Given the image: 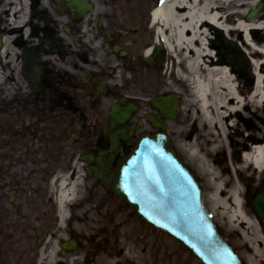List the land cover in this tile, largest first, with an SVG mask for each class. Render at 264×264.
<instances>
[{"label": "flooded vegetation", "instance_id": "flooded-vegetation-1", "mask_svg": "<svg viewBox=\"0 0 264 264\" xmlns=\"http://www.w3.org/2000/svg\"><path fill=\"white\" fill-rule=\"evenodd\" d=\"M154 5V0H0V264H104L98 252L108 251L104 245L109 247L121 225H135L132 235L141 238L140 228L148 224L130 211L119 216L128 208L93 175L85 174L93 184L81 198L74 185L71 200L61 205L58 192L63 179L68 186L76 183L79 170L96 166V158L108 159L114 171L139 134L159 130L148 114L165 122L173 146L184 137H176L175 126H186L185 139L199 131L196 123H181L179 116L166 120L151 106L153 98L170 93L146 74L159 66V56L151 65L125 62L127 48L139 44L127 36L146 31ZM121 70L130 72L131 81L122 80L116 92L110 80ZM134 81L135 91L129 92ZM118 98H125L122 106L136 105L127 121L136 128L112 150L109 113ZM83 154L92 158L81 161ZM88 202L99 218L94 225H103V238L74 254L78 242L71 252L61 247L71 228L62 225L60 211Z\"/></svg>", "mask_w": 264, "mask_h": 264}, {"label": "rangeland", "instance_id": "rangeland-1", "mask_svg": "<svg viewBox=\"0 0 264 264\" xmlns=\"http://www.w3.org/2000/svg\"><path fill=\"white\" fill-rule=\"evenodd\" d=\"M247 1L250 3L255 1V5H257L259 2L264 0ZM249 8L250 7L242 9L245 12H248ZM258 17L259 18L257 19L259 20L257 24L263 23L264 27V7L260 10ZM253 30H258L254 32V34L256 36H260L261 40H264V29ZM225 36L223 39H229L228 41H230L231 38H229L226 34ZM127 38H138L139 44L136 47L127 48L128 56L125 62L143 63L141 47L145 44L153 42V33L146 29V31H140V35L138 36L137 34L136 36L129 34ZM233 41L234 42L232 43L238 46L239 51L246 59L244 60L245 63L241 59L239 60V54L234 53L232 56L227 55V49L229 48L228 44L224 47L220 46V48L216 49V52L218 53L219 58L228 60L227 65L229 67H232L230 64L234 63V76L237 78V82L242 86V84L247 81L248 86L251 87L255 77V75H253L254 66L251 62V55L244 46L239 44V37L237 38V36H235ZM129 42L131 41H128V43ZM213 42L215 46L222 44L221 39L217 40L216 38H213ZM233 57H235L238 61H234ZM108 59L109 63H112L114 57L110 55ZM158 61L160 64L157 68L146 70L148 79L156 83V86H159V89L162 88L161 84H164L165 88L167 87L166 90L177 94L182 106L180 114L177 115L179 116L178 120L182 119L181 123L184 124L187 120L190 121L191 125L196 123L199 130L192 136L191 139H185V135L188 133L186 126L183 127L182 125L180 128L175 126L176 137H179L180 134H183L184 137L175 140L174 146L179 155L186 159L190 169L201 185V200L205 209L208 213H210L213 221L216 223L218 229L224 237L234 246L236 250H238V248L241 250L239 251V254L246 264H264V239H262L264 234L247 203V199L255 194L258 187L263 185L262 181L264 180V172H252L251 170L243 173L236 172V169L242 165L240 155L245 148L238 143L240 140L246 138L248 135L247 132L250 133L251 131H247L246 133L242 131L240 133L239 129L241 130L243 127L241 124H236L233 127L225 129L224 135L217 138V140H220V138L223 140L224 146H218V144H214L213 141L207 143V140H212L209 136H213L210 133L211 130L215 131V128L209 131L205 126H203L198 114L195 112V107L191 105V86H189L180 75L185 73L183 64L170 63L169 56L165 51L159 55ZM142 71L144 70L142 69ZM146 74L142 72V77ZM130 78V72L123 73L121 70L112 76L110 84L117 92L119 84L122 83V80H130ZM130 86L131 88H128L129 92H134L136 81H134V84H130ZM248 117L252 120L251 116ZM147 128L148 126L144 125V129ZM199 133L201 139L197 137ZM216 136H213V138ZM191 147L197 151V158L191 156L189 153V148ZM198 159H201L203 162V170L199 167L200 161ZM209 169H213L217 174V177H215L214 180L209 174ZM79 174L81 178L78 186V196L81 198L90 190L89 188L92 186L93 180L86 177L84 175V171L82 170ZM219 181L223 184L226 190L230 189L233 185H237L240 194L239 197L242 202V212L244 214V218L242 220L230 221L227 218V215H224L219 209L213 210L210 196L213 192V184ZM68 213V219H66V216L63 219L64 225H69V228H71V230H67L66 236L73 237L78 241L79 249L77 253L74 254L82 255L86 252L88 247L93 246L97 242L96 238H103V225H94L99 218L97 211L91 207L89 202L87 204H80L79 207H70L68 209ZM119 216H129L128 209H124ZM130 217L134 218L132 214H130ZM253 221H256L258 224V231H256L257 229L253 226ZM131 226L135 225H121L116 236L109 242V247L104 245L107 249L109 248L108 251L104 250L102 252H98V257L96 259L104 262V264H200V262L188 251V249L170 238L165 233L143 225L140 228L141 238L138 239L132 235L134 233L130 230ZM125 227H127V232L123 234L122 232ZM97 233L100 234V236H97ZM255 248H258V251H256Z\"/></svg>", "mask_w": 264, "mask_h": 264}, {"label": "bare ground", "instance_id": "bare-ground-1", "mask_svg": "<svg viewBox=\"0 0 264 264\" xmlns=\"http://www.w3.org/2000/svg\"><path fill=\"white\" fill-rule=\"evenodd\" d=\"M254 6L255 1L247 0H162L151 13L154 36L167 55L184 66L185 73H178L191 85V105L201 123L209 131L215 128L210 134L217 136L207 135L212 138L207 143L213 141L224 146L223 140L217 138L236 124L243 127L239 129L240 133L251 131L238 143L245 147L242 165L236 169L238 173L264 172V40L254 34L258 30H253L263 29V23L257 24L259 12L250 16L242 9ZM225 34L231 42L235 36L239 37V44L251 55L255 75L251 87L247 81L241 86L234 76L235 67H229L227 59L218 57L213 38L219 40ZM149 50L145 48L143 56L146 57ZM189 153L198 156L193 147L189 148ZM198 160L203 170V162ZM209 174L213 180L217 177L213 169H209ZM78 180L79 176L76 183L69 186L64 179L60 182L58 197L61 205L71 199ZM212 191L213 210L219 209L230 221L244 218L237 185L226 190L219 181L213 184ZM60 214L65 218L64 208ZM253 226L258 231L256 221Z\"/></svg>", "mask_w": 264, "mask_h": 264}, {"label": "water", "instance_id": "water-1", "mask_svg": "<svg viewBox=\"0 0 264 264\" xmlns=\"http://www.w3.org/2000/svg\"><path fill=\"white\" fill-rule=\"evenodd\" d=\"M260 8L250 11V15ZM160 51L155 49L154 53ZM152 56L150 58H152ZM152 106L165 117H174L178 102L174 94L158 96ZM136 109L132 103L113 104L110 109V142L112 148L134 129L126 120ZM155 127L164 129L159 118L147 117ZM99 163L93 172L107 189L120 197L138 216L187 247L202 264H243L231 246L219 235L211 217L200 202V188L188 169L176 158L163 132L143 134L114 172L105 171ZM248 204L264 233V187ZM73 242L63 247L71 248Z\"/></svg>", "mask_w": 264, "mask_h": 264}, {"label": "snow or ice", "instance_id": "snow-or-ice-1", "mask_svg": "<svg viewBox=\"0 0 264 264\" xmlns=\"http://www.w3.org/2000/svg\"><path fill=\"white\" fill-rule=\"evenodd\" d=\"M161 2H162V0H161Z\"/></svg>", "mask_w": 264, "mask_h": 264}]
</instances>
